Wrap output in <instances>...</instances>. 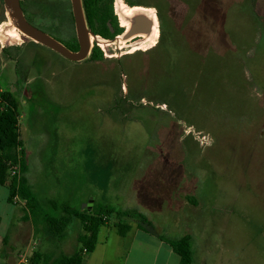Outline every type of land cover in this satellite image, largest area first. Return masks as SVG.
<instances>
[{"label": "rangeland", "instance_id": "1", "mask_svg": "<svg viewBox=\"0 0 264 264\" xmlns=\"http://www.w3.org/2000/svg\"><path fill=\"white\" fill-rule=\"evenodd\" d=\"M135 1L160 10L163 44L127 54L148 40L120 36L101 43L103 59L73 62L22 36L0 0V88L20 104L24 175L43 198L136 210L165 239L191 235L192 264H264V0ZM34 85L44 94L30 105ZM7 194L0 185V264L73 251L78 222L55 242ZM126 241L102 227L83 264H124Z\"/></svg>", "mask_w": 264, "mask_h": 264}, {"label": "trees", "instance_id": "2", "mask_svg": "<svg viewBox=\"0 0 264 264\" xmlns=\"http://www.w3.org/2000/svg\"><path fill=\"white\" fill-rule=\"evenodd\" d=\"M82 4L90 25L95 19L104 24L106 17L103 16L105 13L101 10V4L107 6L104 9H111V0H105V2L103 0H82ZM40 83L39 81L38 84L41 86ZM29 87L28 85L27 89ZM34 87L38 86L34 85ZM32 94L34 93H26L30 96L27 97L30 105L35 103ZM19 105L18 100L10 91L0 88V185H5L8 189L7 202L12 204L14 197L23 201L22 218L32 222L36 233L42 230L55 242L64 239L66 228L72 222H78L81 228L76 236V246L72 252H44L36 247L28 254L27 264H82L85 254L95 250L98 233L104 226H114L116 233L120 236L126 235L133 228L156 234L179 255V264H192L191 235L184 234L177 239H165L154 232L152 222L141 212L117 209L108 204L75 207L68 200H61L58 203L57 197L54 199L41 197L37 188H33L24 175L27 164L25 148L20 138ZM27 125L28 130L32 131V127ZM43 131L46 132V130ZM51 133L53 134V131ZM47 134L49 137L52 135ZM53 136L56 134L54 133ZM13 166H17V172L11 175L9 170ZM111 218H113L112 224L109 225ZM7 239L6 235L2 240L3 244L7 242Z\"/></svg>", "mask_w": 264, "mask_h": 264}, {"label": "flooded vegetation", "instance_id": "3", "mask_svg": "<svg viewBox=\"0 0 264 264\" xmlns=\"http://www.w3.org/2000/svg\"><path fill=\"white\" fill-rule=\"evenodd\" d=\"M106 1H108V0H106ZM124 1L129 5L128 7L144 6L145 5V4L140 3V2L138 3L135 0H124ZM103 2H105V0H103ZM19 4H20V7H21V10H22V13H23L25 20L29 24L40 29L42 32H44L45 34H47L51 38L55 39L57 42L61 43L63 46H65L70 51L74 52V51H77L79 49V41H78L74 16H73V12H72L71 0H39L38 2L36 1V6H32L29 9L26 7L24 0H19ZM106 7L107 6L101 4V10H104V13H105L103 16L106 17V20H104V24L99 22L98 19H95L93 21V24L90 25V23H88V21L86 19V15H85V11H84L86 26H87L88 31H89L88 37H89V42H90V49L88 51L86 58L89 57V59H91L93 61L101 60L105 56V51H104L103 47L101 46L102 42H104L106 45H110L112 43H115L118 40V38L120 36H122L125 39V41L137 44L138 43L137 41H139V43H140L142 41V39L144 38L141 36L140 33L130 35L129 37L126 38L125 34L127 31V27H126V25H123L121 23L122 21H120V18L118 17V15L116 13L117 11L115 12L113 0H111V9H104ZM151 8H153V11L151 10ZM151 8H148L150 10L149 19L151 20V29H150L149 33H152V31L154 29V27L152 26V23L155 22L156 29L158 31L157 41L155 42L154 45H152L151 47H149L147 49H142L140 47H137V49L136 50L134 49V51H127V54L133 53V52H138V51L145 52V50H148V49L154 47L156 44H159V45L163 44L159 40V38L161 37L160 25H159V20H160L159 11L160 10L157 7H155L154 5ZM34 10L37 13H30L29 12V11L35 12ZM134 17L135 16L132 15L129 18V22L130 21L135 22ZM66 20H68L70 23L69 27L67 29L63 28V26H65L64 24H65ZM137 26H138V28H141L140 24ZM21 34L25 38L30 39V41L32 43L43 45V44H40L38 42H35L33 39L26 36L22 32H21ZM118 41H120V40H118ZM117 47H122V46L117 45ZM2 49H5V48L3 47ZM53 51H55V50H53ZM55 52L58 53L63 59H68L67 57L63 56L59 52H57V51H55ZM108 56H110V55H108ZM86 58H84V59H86ZM68 60H70V59H68ZM71 61H73V60H71ZM79 61H81V60H79ZM79 61H73V62H79ZM37 80L40 81V78H36V81ZM37 92H41L40 95L44 94L42 88H40V87L37 89V91L34 92V94Z\"/></svg>", "mask_w": 264, "mask_h": 264}, {"label": "water", "instance_id": "4", "mask_svg": "<svg viewBox=\"0 0 264 264\" xmlns=\"http://www.w3.org/2000/svg\"><path fill=\"white\" fill-rule=\"evenodd\" d=\"M5 3V6L7 8V11L9 13V16L14 19L15 26L26 36L30 37L33 39L35 42H38L40 44H43L63 56L67 57L70 60L73 61H79L83 60L86 58L88 51L90 49V42H89V37H88V28L86 26V20H85V15H84V9H83V4L82 0H71V5H72V12L74 16V21H75V26H76V31H77V36H78V41H79V49L77 51H70L67 49L65 46H63L61 43L57 42L55 39L51 38L44 32H42L40 29L32 26L29 24L22 13L19 0H3ZM140 7L142 10L134 13L133 15L135 16V22L130 21L129 27L126 31V38L129 37L130 35L134 34H145L146 37H150L153 33H149L151 29V20L149 19V13L146 12L150 10L148 8H145V6H136ZM133 18V19H134ZM140 24L141 28H138L137 25ZM152 26L155 27V22L152 23ZM85 205H88L89 207L92 205V201L90 200L88 203ZM83 205L82 207H84Z\"/></svg>", "mask_w": 264, "mask_h": 264}, {"label": "crops", "instance_id": "5", "mask_svg": "<svg viewBox=\"0 0 264 264\" xmlns=\"http://www.w3.org/2000/svg\"><path fill=\"white\" fill-rule=\"evenodd\" d=\"M7 202V197H6ZM9 203V202H8ZM1 223V217H0ZM7 235V228L2 240ZM128 243L124 264H179L180 257L167 243L160 240L156 234H150L133 228L126 235L120 236ZM100 244V243H97ZM98 246V245H96ZM86 255V254H85ZM148 256V260L146 257ZM83 264V263H82Z\"/></svg>", "mask_w": 264, "mask_h": 264}, {"label": "bare ground", "instance_id": "6", "mask_svg": "<svg viewBox=\"0 0 264 264\" xmlns=\"http://www.w3.org/2000/svg\"><path fill=\"white\" fill-rule=\"evenodd\" d=\"M116 8H117V13L119 14L120 19L122 20V24H123V25H126L127 29H128V27H129V24H130V22H129V18H130L134 13H136V12L142 10L140 7H136V6H134V7H127V8H124V7L121 5L120 2H117V3H116ZM126 17H128V20L126 19ZM18 36H19V31L16 29V30L12 33V35H10V38H11V39H14V40H15V39H19V38H17ZM141 36H142V37H145V38L148 40V45L145 47V49H147V48H149V47H151V46L153 45V38H151V36H153V33H152L151 35H149L150 37H146L145 34H141ZM0 37H1V38H5V36H1V35H0ZM1 38H0V41H2ZM18 42H19V41H18ZM18 42H17V43H18ZM149 44H151V45H149ZM142 49H144V48H142Z\"/></svg>", "mask_w": 264, "mask_h": 264}, {"label": "built area", "instance_id": "7", "mask_svg": "<svg viewBox=\"0 0 264 264\" xmlns=\"http://www.w3.org/2000/svg\"><path fill=\"white\" fill-rule=\"evenodd\" d=\"M9 171H10L11 175L14 174V173H16L17 172V166L11 167V169ZM26 256H27L26 254L21 255V261L22 262H26Z\"/></svg>", "mask_w": 264, "mask_h": 264}]
</instances>
